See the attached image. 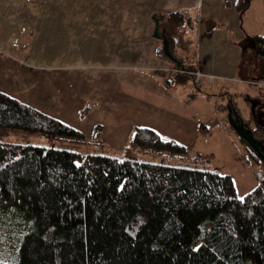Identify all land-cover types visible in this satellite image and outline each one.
Listing matches in <instances>:
<instances>
[{
	"label": "trees",
	"instance_id": "trees-1",
	"mask_svg": "<svg viewBox=\"0 0 264 264\" xmlns=\"http://www.w3.org/2000/svg\"><path fill=\"white\" fill-rule=\"evenodd\" d=\"M249 1L236 0L239 14ZM167 15L184 20L179 12L153 19ZM247 39V49L254 51L253 81L262 85L264 35ZM178 75L193 81L192 75ZM226 95L240 116L233 96ZM249 97L255 107L245 122L264 140V92ZM0 128L84 140L74 127L1 92ZM134 132L130 144L135 147L170 159L191 157L185 146L150 128ZM259 181L240 197L230 174L196 165L0 139V199L28 226L13 261L0 264H264V178Z\"/></svg>",
	"mask_w": 264,
	"mask_h": 264
},
{
	"label": "crops",
	"instance_id": "crops-1",
	"mask_svg": "<svg viewBox=\"0 0 264 264\" xmlns=\"http://www.w3.org/2000/svg\"><path fill=\"white\" fill-rule=\"evenodd\" d=\"M235 3L0 0V92L79 130L84 135L79 143L123 146L136 129L150 128L185 146L189 162L209 160L220 173H241V188L248 182L255 188L261 182L234 130L225 125L221 91H202L192 79L196 88L177 85L187 80L180 73H213L188 68L183 53L173 56L182 60L178 65L162 56L153 32L155 14L179 12L184 19V13L199 10L209 26L220 25L229 6L238 14ZM159 28L167 42L166 26ZM214 154L223 158L216 160Z\"/></svg>",
	"mask_w": 264,
	"mask_h": 264
},
{
	"label": "rangeland",
	"instance_id": "rangeland-1",
	"mask_svg": "<svg viewBox=\"0 0 264 264\" xmlns=\"http://www.w3.org/2000/svg\"><path fill=\"white\" fill-rule=\"evenodd\" d=\"M225 2L232 3L233 0H224ZM248 8L242 14H235L233 6L228 8L223 14V22L220 25L211 24L208 25L209 20L203 21L201 13L198 11H190L189 14L184 13V20L179 19L178 16L167 15L160 21V27L166 26V31H168L169 38L167 41V48L169 44V53H165L163 50V41L160 39L161 46L159 50H163L164 57L168 59H173L178 65L182 60H176L174 57L171 58L170 54L174 56L175 53H183L182 57L187 63L188 68L205 69L215 76L212 83L208 82L206 75L203 76L199 85L202 91L213 90L215 94L219 93L221 95L219 103L221 105H227L228 95L230 93L233 96L234 106L239 110L240 117L244 120H249L252 112L249 95L252 97L262 96L264 92V87L262 85H257L254 82V72L252 68L254 67L255 60L254 51L247 49L246 43L247 38L252 37L256 34L264 35V0H250ZM189 17V20L186 16ZM213 21V20H212ZM202 23H205L202 25ZM201 24V25H200ZM163 30V28H162ZM161 53V51H160ZM163 53L162 56H163ZM202 74V73H201ZM193 82V81H192ZM190 79L178 82L177 85L186 84L187 89L191 87L196 88ZM176 86V87H178ZM175 86L171 87V90ZM175 90V89H174ZM210 93V92H209ZM222 113L225 114L227 110L222 109ZM201 126V125H199ZM2 133L0 138L2 140H8L12 142H19L22 144H33L36 146H43L46 148L53 147L55 149H67V150H77L81 153H99L103 155H110L118 157L120 159L135 158L137 160L153 161V162H165L169 164H178L190 166L196 165V167L205 170H214L219 172L221 168L213 169L210 161L204 162L205 165L197 163H191L188 159H181L179 157H174L170 159L165 156H159L158 154L143 150L141 148L135 147L130 144L131 137L127 142L122 141L123 146H116L111 144L109 141L104 143H96L86 141L79 143L77 141H69L66 139H58L56 137H48L40 132L24 131L20 129H8L0 128ZM234 139H238L235 134ZM241 143V150L245 151L246 161L248 162L250 168L252 166V172L255 177L261 179L264 178V165L258 164L256 160L252 157L250 158L247 154L243 143ZM226 154V153H225ZM224 154V158H225ZM214 157L221 160L223 157L221 154H214ZM213 162V161H211ZM225 162V161H224ZM245 164V163H244ZM224 167V166H222ZM239 170V165H237ZM235 169V170H237ZM232 180L235 183L236 191L238 194L243 195V193L253 189V184L247 183L245 188H241V183L239 182L241 173H237L232 170ZM256 172V173H255ZM28 226L25 225L24 219L21 215L17 214L13 209H6L2 205L0 199V261L11 263L16 256L18 246L21 242V235Z\"/></svg>",
	"mask_w": 264,
	"mask_h": 264
},
{
	"label": "water",
	"instance_id": "water-1",
	"mask_svg": "<svg viewBox=\"0 0 264 264\" xmlns=\"http://www.w3.org/2000/svg\"><path fill=\"white\" fill-rule=\"evenodd\" d=\"M154 37L157 39H161L163 41V50L165 53L168 52L167 48V42H166V35L164 34V31L159 28V21H155V27H154ZM170 57L173 58L172 54H170ZM250 103H251V110L254 109L255 105L253 103V100L249 97ZM227 121L229 123L230 128L234 130L238 138L240 137L241 139H244L247 144L253 148L256 147V139L253 137L252 131L248 129L247 127H243V120L241 123L237 124L236 119L233 117V114L236 113V111L229 105L227 104ZM262 160H264V155H262Z\"/></svg>",
	"mask_w": 264,
	"mask_h": 264
},
{
	"label": "flooded vegetation",
	"instance_id": "flooded-vegetation-1",
	"mask_svg": "<svg viewBox=\"0 0 264 264\" xmlns=\"http://www.w3.org/2000/svg\"><path fill=\"white\" fill-rule=\"evenodd\" d=\"M233 117L236 119V121H237V124H239V123H241V121L243 120V127H247L248 129H250L251 131H252V129H251V127L248 125V123L247 122H245V120L242 118V117H240V116H236V114L234 113L233 114ZM262 123V122H261ZM260 123V124H261ZM253 134V133H252ZM253 137H254V135H253ZM255 138V137H254ZM256 139V142H255V144H256V147L255 148H253V147H251V146H249L248 144V147L250 148V149H252V152L254 153V155L258 158V160H260L262 163H263V165H264V160H262V155H264V140L263 139H259V138H255ZM246 142V141H245ZM247 143V142H246Z\"/></svg>",
	"mask_w": 264,
	"mask_h": 264
},
{
	"label": "built area",
	"instance_id": "built-area-1",
	"mask_svg": "<svg viewBox=\"0 0 264 264\" xmlns=\"http://www.w3.org/2000/svg\"><path fill=\"white\" fill-rule=\"evenodd\" d=\"M192 74H193V82L195 84H198L201 81V79L203 78V76H205V75L207 77L208 82H210V83H212L214 81V78H215V76H213V75L203 74V73L201 74V72H199V71H195ZM263 84H264V81H263ZM225 125L229 126L228 121L225 122Z\"/></svg>",
	"mask_w": 264,
	"mask_h": 264
}]
</instances>
